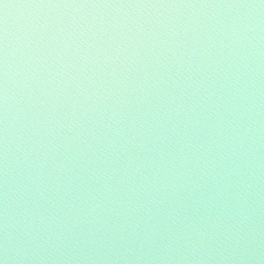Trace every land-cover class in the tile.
I'll return each instance as SVG.
<instances>
[{
    "label": "water",
    "instance_id": "water-1",
    "mask_svg": "<svg viewBox=\"0 0 264 264\" xmlns=\"http://www.w3.org/2000/svg\"><path fill=\"white\" fill-rule=\"evenodd\" d=\"M3 257L264 264V0H0Z\"/></svg>",
    "mask_w": 264,
    "mask_h": 264
},
{
    "label": "clouds",
    "instance_id": "clouds-1",
    "mask_svg": "<svg viewBox=\"0 0 264 264\" xmlns=\"http://www.w3.org/2000/svg\"><path fill=\"white\" fill-rule=\"evenodd\" d=\"M0 264H6V257L0 258Z\"/></svg>",
    "mask_w": 264,
    "mask_h": 264
}]
</instances>
